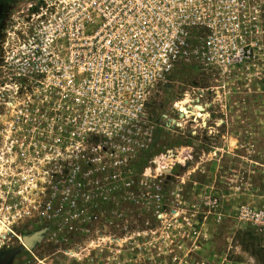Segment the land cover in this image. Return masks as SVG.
Listing matches in <instances>:
<instances>
[{
    "label": "built area",
    "instance_id": "obj_1",
    "mask_svg": "<svg viewBox=\"0 0 264 264\" xmlns=\"http://www.w3.org/2000/svg\"><path fill=\"white\" fill-rule=\"evenodd\" d=\"M263 9V0H65L37 28V58L30 38L13 78L2 75V171L23 181L20 189L3 194L9 204L2 212V241L11 234L9 222L39 217L54 224L56 209L62 216L80 204L87 207L86 191L124 190L149 214L144 226L126 234L149 239L136 264H216L214 252L205 256L204 247L220 236L228 218L223 196L194 187L188 195L186 185L173 191L149 182L119 186L112 175L109 186L92 184L87 176L96 160L136 159L149 149L151 96L178 67L226 74L249 62L264 42ZM198 105L196 100L180 107L178 118L204 117L207 109L201 105L199 111ZM186 109L195 112L188 116ZM57 191L83 199L56 200ZM234 219L221 264H230L241 225L264 241V207L241 205ZM113 243L119 244L116 237Z\"/></svg>",
    "mask_w": 264,
    "mask_h": 264
},
{
    "label": "rangeland",
    "instance_id": "obj_2",
    "mask_svg": "<svg viewBox=\"0 0 264 264\" xmlns=\"http://www.w3.org/2000/svg\"><path fill=\"white\" fill-rule=\"evenodd\" d=\"M196 100L207 109L206 115L179 119V108ZM241 104L251 108L240 110L238 106ZM194 112L186 109L185 115L192 116ZM25 114L27 113L22 115ZM149 116L154 124V142L149 149L136 159L120 157L113 160V163L109 159L94 161L95 171L87 176V182L109 186L112 175L117 176L119 186L149 182L173 191L177 185H186L188 188L185 191L189 195L193 185L190 172L196 168L197 162L206 169L213 166L212 162L207 166L203 154L208 146L217 147L221 144L219 139L211 140L213 128L222 126V123L218 124L220 121L229 119L228 129L232 136H240L241 139L263 137L264 42L262 47L254 50L249 62L226 74L217 70L205 71L195 66L178 67L169 80L159 84L154 90L149 103ZM115 130L119 132L120 128ZM220 132L223 130L220 129ZM250 146L261 147L253 144ZM218 166L220 165L216 164L217 168ZM163 168L172 170L164 174ZM54 194L56 200L66 197L73 200L76 196L79 197L77 192L57 191ZM85 194L90 201L87 207L80 204L79 207L70 209L69 214L62 216L55 210L53 234L50 236L51 250L41 254L34 252L35 257L28 253L14 264H39V261L44 264H130L131 259L135 260V264L140 262L144 255V244L149 239L144 236L130 239L126 234L130 236L134 230L144 226L143 222L149 217L147 208L136 207L132 192L124 190H93L86 191ZM80 199L83 197L80 196ZM82 210L85 211L84 214ZM113 212H117L118 216L113 215ZM2 232H5L3 226ZM114 237L118 239L117 246L116 243L111 244ZM226 238L220 234L204 247L205 256L214 252L216 264H221L225 257L228 245ZM114 247L117 249L116 253ZM228 261L230 264H264L263 239L251 244L246 237L236 238Z\"/></svg>",
    "mask_w": 264,
    "mask_h": 264
},
{
    "label": "flooded vegetation",
    "instance_id": "obj_3",
    "mask_svg": "<svg viewBox=\"0 0 264 264\" xmlns=\"http://www.w3.org/2000/svg\"><path fill=\"white\" fill-rule=\"evenodd\" d=\"M64 1L0 0V84H2V75L5 78H13L17 65L19 63L20 66L22 65L20 50L30 38L36 42V47L31 52L32 58H37L39 46L37 28L40 23L48 22L58 10H61ZM22 182V179L12 178V175L4 173L0 160V261L16 253L8 264H14L17 259L28 253L34 256V252L41 254L52 249L50 236L53 233V221L39 217L33 222H9L8 224L12 225V228H8L11 234L4 236L2 241V212L9 204L8 198L3 194L8 191L13 192V189H20ZM35 235L38 239L32 241L29 248L24 243V238ZM39 264L44 263L39 261Z\"/></svg>",
    "mask_w": 264,
    "mask_h": 264
},
{
    "label": "crops",
    "instance_id": "obj_4",
    "mask_svg": "<svg viewBox=\"0 0 264 264\" xmlns=\"http://www.w3.org/2000/svg\"><path fill=\"white\" fill-rule=\"evenodd\" d=\"M238 108L246 111L251 106L241 104ZM220 123H222L220 127L216 126V122L214 123L216 127L213 128L211 140L219 139L221 144L217 147L208 146L206 153L203 154L206 157L207 166L209 162H212L213 166L206 169L200 167L197 162L196 168L190 174L193 183L191 188L194 187L199 193L212 191L224 197L228 218L220 234L227 237L234 229V215L239 206L264 207V135L241 139L240 136L230 135L229 119H224L218 124ZM220 129L223 132H220ZM216 134L220 136L215 137ZM251 144L261 147L253 148ZM214 155L217 157L215 158ZM213 161L220 165L219 168ZM250 233L256 234L251 226L243 224L238 227L236 238L247 237ZM259 241H261L260 238Z\"/></svg>",
    "mask_w": 264,
    "mask_h": 264
},
{
    "label": "water",
    "instance_id": "obj_5",
    "mask_svg": "<svg viewBox=\"0 0 264 264\" xmlns=\"http://www.w3.org/2000/svg\"><path fill=\"white\" fill-rule=\"evenodd\" d=\"M196 109L199 110V111H204V108L203 106L201 105H198L196 106ZM38 239V236L35 235V236H32L30 238H24V243L30 248L31 247V242L34 241V240H37ZM16 253H12L8 256H6L2 261H0V264H8V261L15 255Z\"/></svg>",
    "mask_w": 264,
    "mask_h": 264
},
{
    "label": "trees",
    "instance_id": "obj_6",
    "mask_svg": "<svg viewBox=\"0 0 264 264\" xmlns=\"http://www.w3.org/2000/svg\"><path fill=\"white\" fill-rule=\"evenodd\" d=\"M246 238L251 242V244H253L255 240H259V237L256 234L254 235L253 233H250Z\"/></svg>",
    "mask_w": 264,
    "mask_h": 264
},
{
    "label": "bare ground",
    "instance_id": "obj_7",
    "mask_svg": "<svg viewBox=\"0 0 264 264\" xmlns=\"http://www.w3.org/2000/svg\"><path fill=\"white\" fill-rule=\"evenodd\" d=\"M182 105V104H181ZM183 109V108H182ZM3 228L5 229V227L3 226ZM3 233V232H2Z\"/></svg>",
    "mask_w": 264,
    "mask_h": 264
}]
</instances>
